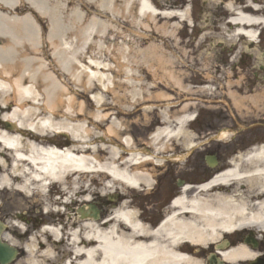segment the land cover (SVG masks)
<instances>
[{
    "label": "bare ground",
    "instance_id": "obj_1",
    "mask_svg": "<svg viewBox=\"0 0 264 264\" xmlns=\"http://www.w3.org/2000/svg\"><path fill=\"white\" fill-rule=\"evenodd\" d=\"M0 1L4 5L13 4L15 0ZM25 1L39 14L48 17L50 28L46 40L57 73L55 76L48 72L43 64L36 70L24 68L21 71L28 81H21V76L14 82L6 83L0 79V201L1 195L7 194L9 211L17 210L22 214L29 212L27 206L35 196H41V213L47 216L54 215L56 210L64 213L57 214L61 215L62 227L49 222L47 224L50 225L42 226L38 238L31 236L22 244L24 258L16 264H45L50 258L58 262L57 250L61 248L73 258L65 264H198L187 255L178 253L177 247L188 241L203 248L212 244L217 249L226 237L234 236V232H264V146L231 160L230 168L214 176L210 183L200 187H183L173 199L172 212L163 218L162 225L152 230L139 221L138 215L129 210L125 201L109 210L106 221L99 225L65 213L66 208L71 210V205H87L94 192L98 195L120 192L125 196V189L140 190L149 186V175L138 169L147 164L160 166L162 159L158 156L168 150L171 141H177L188 149L195 147L186 132L193 115L186 113V105L182 108L183 115L169 114L174 110V106L168 104L172 97L166 101L167 105L156 109L161 123L149 135L148 147L152 152L147 156L135 151L133 139L117 119L119 115L137 113L136 109H118L117 105L123 99L128 109L133 105L151 103L157 97H169L166 94L152 97V90L185 93L182 83H177L176 79L174 84L162 81L150 87L141 79L144 73L146 78L153 76L161 81L158 70L152 74L150 70L154 66L165 68V62L161 60L163 51L160 47L149 54L140 51V45L146 42L147 36L158 39L154 34L159 31L155 27L156 20H166L167 23L175 19L180 21L181 14L166 11L170 8L159 11L150 0H82L95 7L100 17L89 19L74 7L68 11L66 27L61 23L63 0ZM220 1L227 16V41L243 39L250 44L256 43V31L261 26L264 28V10L257 12L250 9L251 6L254 9L259 7L254 0L245 2L249 7H237L230 0ZM116 3L121 4V10L116 8ZM121 11L128 14V19L130 12L134 11L140 20L131 26L137 39L124 40L120 50L115 49L118 53L115 55L122 59V63L116 59L117 63L111 65L108 61L114 53L105 47V42H109L108 37L112 33L115 34V20ZM146 20L152 23L143 25ZM23 22L22 31L27 30L33 36V46L37 47L38 35L34 25L29 19ZM71 22L75 23V29L69 27ZM41 69H45L43 75ZM58 74L64 77L65 84L59 81ZM118 88L125 89V97H115L109 102V96H114ZM261 90L259 97L264 105V82ZM66 94H74V97L63 100ZM77 98L83 101L85 107L92 108L93 113L87 116L90 121L79 120L80 113L73 114L70 105ZM256 99L254 96L251 98L252 104ZM61 107V116L66 120L62 122L57 121L55 116L58 115L55 111ZM40 108L46 110L44 115ZM115 109V114L109 112ZM69 117L74 119L69 120ZM89 122L96 131L100 130V126L106 127L104 135L111 146L95 144L92 135H96L97 139L102 134L98 131L95 134L89 128ZM5 123L14 125L16 132L5 130ZM20 130L31 134L25 135ZM52 134H66L75 143L59 149L48 147L42 140L36 139L37 135ZM229 136L223 131L218 138L223 140ZM89 177L98 182L99 190H93L88 180L84 185L83 181ZM48 184L65 196L63 203L59 204L62 208L56 207L46 194ZM4 226L24 230V225L17 218H13L10 225L4 223ZM47 236L52 238L53 250L43 244ZM3 240L17 245V241L7 233L3 235ZM59 241L64 244H56ZM38 245L43 246L42 252L38 249L41 247L36 248ZM223 250L221 260L228 264H244L255 256V252L243 244ZM37 253L40 255L37 256Z\"/></svg>",
    "mask_w": 264,
    "mask_h": 264
},
{
    "label": "rangeland",
    "instance_id": "obj_2",
    "mask_svg": "<svg viewBox=\"0 0 264 264\" xmlns=\"http://www.w3.org/2000/svg\"><path fill=\"white\" fill-rule=\"evenodd\" d=\"M230 1L239 7L247 0ZM254 1L259 5H264V0ZM153 2L156 9L159 11L169 9L170 5L164 6L166 3H164L163 0H153ZM81 3L83 8L89 9L84 2L81 1ZM119 4H116V8L121 10V5L119 6ZM172 8L166 11H177L181 14L179 15L180 21L175 19L167 23L166 20H156L155 27L159 31H155L154 34L158 39L147 36L146 42L140 45V51H146L149 54H153L158 47L163 51L161 60L165 62V68L158 69L154 66L150 70L152 74V72L157 69L161 81L153 76L146 78L144 73L141 74V79H143L145 84H148V87L162 81L174 84V80L176 79L177 83H182L185 93L180 91L174 93L171 90L166 92V90L163 89H160V91L152 90V97L156 98V96L160 94H166L169 97H157V99H153L151 103L133 105L128 109L126 108L127 102L123 99V101L117 105V108L125 111L136 109L137 113L126 116L119 115L117 119L123 123L125 132L133 138L136 149L141 150L138 143L144 142L148 144L147 139H149V134L159 127V113L156 109L167 105L166 101L170 97H172L173 100L168 104L174 106V110L169 111V114L175 112L176 114L183 115L184 105H186V113L195 116L194 120L186 127V132L190 136V141H192L195 147L191 150H186L180 147L178 142H170L167 146V148L169 147L168 150H164L159 157H178L177 162L164 163V165H171L178 171L179 176L188 174L189 180H193L196 178L193 174L201 175L202 173H198V170H203L205 167L197 165L194 166V172L189 171L186 173L184 171L186 160H189V162L194 160L195 163L200 164V161L203 160L205 155L213 153H220V155H223L224 151H229L232 148V144L229 140L238 137L245 138L255 135H264V105L259 97L264 82V29L260 30V27L257 30V32H260V35L256 43L250 44L243 39L229 42L227 38H225V33L229 30L228 27H225L227 16L221 6L220 0H173ZM90 11L92 12L93 9L90 8ZM115 22V34L112 33V35L108 37L109 42H105V47L114 53L113 58L108 61L111 65L113 62L117 63L116 59H118L119 63H122V59L116 56L118 53L115 49L120 50L124 44V40L127 42L137 39V36H134L132 33L134 30L131 31V26H133V24H138L140 20L136 18L134 11L130 12L129 19L128 14H124L123 11H121V15L119 14V18L115 20ZM148 23L151 24L152 22L146 20L143 22V25H147ZM152 27H154V24ZM43 51L45 53L47 52L46 49ZM47 67V69L50 70L55 68L51 62L48 63ZM44 70L45 69H41V75H43ZM59 77V81L65 84L64 77L61 75ZM68 87L70 86L68 85ZM204 88L208 89L202 91ZM124 91L125 89L118 88L114 96H109V102L115 97H117L116 99L124 98L126 93ZM73 95L74 94H66L62 98L63 100L66 98L72 99V97H74ZM253 96L257 98L254 104H252L251 101ZM70 107L73 109V114H82V116L78 117L79 120L85 119L87 122L88 120L90 121L87 116L93 113L92 108L85 107L80 98H77ZM40 110L43 112L42 115H44L46 110H44V108H40ZM109 112L115 114L117 110L115 109V111ZM55 114H58L55 115L57 121L62 122V120H64L61 116L62 107L57 109ZM226 114L227 118L232 120L230 126L227 124L221 125V123H219V116L226 118L224 117ZM73 119L71 117L69 120ZM88 124L90 126V122ZM89 128L93 130L95 134L97 131L99 134H102V136L97 139H95L96 135H92L97 146H111L108 145L109 139L104 135L105 126H100V130L97 131L92 129L91 126ZM223 128L226 129L225 133H228L230 136L229 138H224L223 141L220 142L218 141V132ZM53 138L57 146L63 143V146L73 145L59 136H54ZM179 151H181V153ZM141 155H147V153H142ZM164 167L158 169V167H154L151 164L139 167L138 170L147 173L150 177L151 182L149 186L146 187L147 190H150L155 184V179L160 173L159 171L163 172L162 170ZM91 179L92 181H90ZM87 180L89 183L94 184L92 185L93 190L97 191L100 189L99 184H96L92 177L83 181L85 183L84 185H86ZM124 192L126 193L125 202H127L128 207H130L132 204L129 200L130 196L140 197L145 193V188H141L140 191L129 189ZM96 194L97 193L94 192L92 203H99L102 205L108 204L109 200H111L110 196L115 195L104 194L98 197ZM1 196L0 220L10 225L11 220L17 218L24 225V229H29L31 231L29 235L31 234L33 237L38 238L42 230L41 226L45 225V223H49L50 220H57L58 218L61 220L59 216L50 218V216H44L41 213V206H39L40 200H42L41 196H35L27 206L30 209L29 212H24L22 214L17 210L9 211L7 207L9 201L6 199L7 194H2ZM118 198L122 200L121 195H119ZM79 206L80 205H71L70 207L74 210ZM105 210H108L106 206ZM68 211L69 210H67V212ZM5 233H8L12 239L18 241V244L23 242L21 240L23 238L18 229L6 228ZM49 246L52 248L51 241L49 242ZM58 253V255L63 256V249L61 248L58 250ZM36 255L39 256V253ZM45 263L47 262L45 261ZM51 263V261L48 262V264Z\"/></svg>",
    "mask_w": 264,
    "mask_h": 264
},
{
    "label": "flooded vegetation",
    "instance_id": "obj_3",
    "mask_svg": "<svg viewBox=\"0 0 264 264\" xmlns=\"http://www.w3.org/2000/svg\"><path fill=\"white\" fill-rule=\"evenodd\" d=\"M63 14L61 17V23L68 27V11L72 8L77 7L78 10H81L85 13V16H90L91 14L97 15V12L94 10L91 12L87 8H83L82 3L79 0H63ZM53 6V5H52ZM54 7V6H53ZM93 8L92 6H90ZM86 10V11H85ZM7 17L8 22L16 24L21 28L20 37L16 38L17 41L14 49L11 52L3 53L5 54L4 59L0 62V70H11L12 73L7 75H1L4 79H10V82H14L13 75L15 71L22 69L23 66L27 68H35V60L38 61L39 58L34 57V46H33V36L29 34L27 30L22 31V25L24 20L29 19V21L34 25V31L38 35V44L37 50L49 49L47 46V34L50 28L48 22V17L42 14H39L38 11L30 8V4H27L25 0H15L13 4H4L0 1V17ZM69 27L75 29V23H69ZM13 39L7 35L0 34V55L1 51H6L11 49ZM21 81H27L22 79ZM219 116V123L221 125L227 124L231 125L232 120L227 118V114ZM233 126V124H232ZM232 148L229 151H224L223 155L220 153H214V156L220 161V166L228 164L231 160H235L240 156H244L246 152H249L253 149L259 148L264 144V135H255L252 137L237 138L230 142ZM180 152V151H179ZM237 153V154H236ZM200 161V160H199ZM218 163V161H217ZM202 165V161L200 164ZM194 160L189 162L186 161L184 165L185 172L194 171ZM223 167V166H222ZM159 171L158 177L156 178L155 185L149 190L150 192H145L140 197L131 196L129 199L133 202L131 207L134 209L139 217V221L145 224L149 229L157 228L163 218L169 215L172 212V203L173 199L177 197L181 191L178 187V184L185 186H194L196 183H203L209 177L206 172L201 175H198L196 179L189 180L188 175H177V170L170 166H165L162 170ZM192 193L189 194L191 196ZM99 220L97 224H101L104 218V212L102 211L101 206L98 207ZM234 236H228L225 238L226 249L228 247H238L239 244L250 247L254 252L255 256L252 260L246 261L244 264H264V232L259 234H254L249 231H238L234 232ZM177 252L181 254H187V256L194 261H202L205 264L207 258L211 255L217 254L216 246L209 245L205 248L195 245L191 242L185 241L177 247ZM22 251V250H21ZM22 253V252H21Z\"/></svg>",
    "mask_w": 264,
    "mask_h": 264
},
{
    "label": "water",
    "instance_id": "obj_4",
    "mask_svg": "<svg viewBox=\"0 0 264 264\" xmlns=\"http://www.w3.org/2000/svg\"><path fill=\"white\" fill-rule=\"evenodd\" d=\"M95 217V216H94ZM3 231L2 224L0 223V234ZM16 251L10 248L0 240V264H9L15 258Z\"/></svg>",
    "mask_w": 264,
    "mask_h": 264
}]
</instances>
